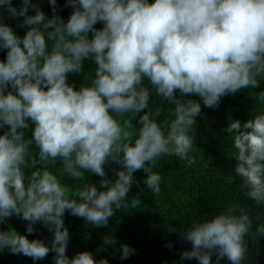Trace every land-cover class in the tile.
<instances>
[{"label":"clouds","instance_id":"1","mask_svg":"<svg viewBox=\"0 0 264 264\" xmlns=\"http://www.w3.org/2000/svg\"><path fill=\"white\" fill-rule=\"evenodd\" d=\"M47 2L51 16L42 0H21L19 8L0 0V224L13 216L26 222L23 234L10 223L0 229V253L109 264L88 250L68 255L66 214L108 227L118 212L143 206L145 188L160 196L162 160L197 163L202 106L216 109L264 81V0ZM69 8L67 18L60 14ZM8 18H23L16 25L23 36ZM76 75L79 83L70 80ZM249 95L251 118L229 115L222 131L235 149L228 183L239 177L251 203L228 202L183 226L180 241L191 247L175 264H213V256L215 264H245L250 246L264 238V90ZM153 96L170 105L167 115L153 110ZM138 171L144 187L130 197ZM37 224L49 241L29 238ZM104 244L117 241L107 236ZM135 251L119 245L121 260Z\"/></svg>","mask_w":264,"mask_h":264},{"label":"trees","instance_id":"2","mask_svg":"<svg viewBox=\"0 0 264 264\" xmlns=\"http://www.w3.org/2000/svg\"><path fill=\"white\" fill-rule=\"evenodd\" d=\"M37 2V0H33ZM65 0H57L63 7ZM154 2V0H152ZM13 5L21 6V0H13ZM41 6L51 16V8L47 0H42ZM71 9H64L61 15L69 16ZM7 16V13H5ZM23 18H19L22 20ZM19 20L8 18L5 22L11 24L18 35L23 36L26 29L16 27ZM102 25L98 24L97 27ZM6 55L0 52V58ZM92 67L90 62H85V71ZM81 76H70V80L77 83ZM264 90V81L261 87L254 90L245 89L235 95L224 97L218 108L209 109L202 106V113L197 117L196 146L201 150L194 153L197 163L192 167L184 166V162L175 157L166 158L158 163L156 168L162 174L161 194L156 197L145 188L141 194L143 206L131 211L118 212L110 218L108 227H94L87 224L83 219L65 216V225L69 228L71 240L85 250L91 251L99 260L107 258L109 264H175L179 261L180 253L190 248V244L180 241L179 232L182 227H187L193 219L200 216L214 214L228 202L248 203L239 188L240 179L228 183V178L234 176L236 160L231 158L235 151L231 147L230 140L225 139L226 133L222 129L227 125L228 117L246 121L256 107L255 100L249 95L250 91ZM150 105L155 110L160 107L167 115L170 107L165 101L152 97ZM163 116L161 117V119ZM135 123V122H134ZM55 171V169H53ZM90 175L93 182L100 178ZM140 181L139 187L133 185L129 196H135L139 188L144 187L145 173L138 171L135 174ZM111 178V173H109ZM255 212V209L252 210ZM22 234L25 230L8 221ZM8 223L0 224V229L7 230ZM11 226V225H9ZM37 227L47 231L41 225ZM169 226L176 228V232H169ZM114 237L117 241L115 246H105L104 237ZM171 242L173 247L166 245ZM129 244L136 251L128 259L121 260L119 253L120 244ZM99 249V251H97ZM8 253L7 250L0 253V259ZM70 256V255H69ZM53 254L41 261H33L30 257L12 254L2 264H53ZM182 264H198L195 260H185ZM215 264V256H213ZM220 264H230L226 259ZM245 264H264V238L259 243L249 248Z\"/></svg>","mask_w":264,"mask_h":264},{"label":"water","instance_id":"3","mask_svg":"<svg viewBox=\"0 0 264 264\" xmlns=\"http://www.w3.org/2000/svg\"><path fill=\"white\" fill-rule=\"evenodd\" d=\"M9 221L12 222L13 224L17 225L18 227L22 228L23 230H25V228H26V222L23 221L22 219H20L19 217L13 216V217H11L9 219ZM35 227H36L37 231L35 232L34 235L29 237L30 239L40 238V239H44L46 242L51 239V233H49L48 231H45L43 229H40L37 226H35ZM80 251H85V249H83L82 247L78 246L77 244H75L72 241L69 242V247H68V250H67L68 255L74 256L77 252H80ZM11 255L12 254L8 252L4 257H2V259H0V264L5 262L6 260H8V258Z\"/></svg>","mask_w":264,"mask_h":264}]
</instances>
